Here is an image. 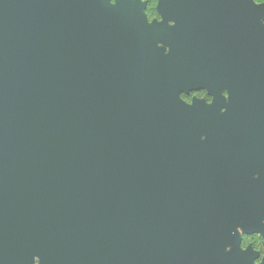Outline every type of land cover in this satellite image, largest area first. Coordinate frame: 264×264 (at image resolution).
Segmentation results:
<instances>
[{"label":"water","instance_id":"obj_1","mask_svg":"<svg viewBox=\"0 0 264 264\" xmlns=\"http://www.w3.org/2000/svg\"><path fill=\"white\" fill-rule=\"evenodd\" d=\"M118 2L0 0V264H210L177 156L233 120L178 94L234 69L264 132V4L160 0L169 28Z\"/></svg>","mask_w":264,"mask_h":264},{"label":"flooded vegetation","instance_id":"obj_2","mask_svg":"<svg viewBox=\"0 0 264 264\" xmlns=\"http://www.w3.org/2000/svg\"><path fill=\"white\" fill-rule=\"evenodd\" d=\"M131 4L143 6L141 13L146 20L163 19L172 26L166 22L154 24L177 27L175 21L160 12V0H131ZM116 6L119 13L118 0ZM159 46L163 47L164 56L170 54V47ZM210 70L212 88L221 89L218 95L202 87L180 90L178 98L186 107L202 103L206 109L213 108L216 99L221 98L215 120L220 122L229 115L233 127L204 130L197 141H187L179 147L178 166L188 172L180 170L178 178L181 184L189 185L188 195L192 196L185 204L195 215L209 218L206 231L210 264H264V132L246 129L240 122L241 109L231 113L238 93L226 80L236 74L234 69Z\"/></svg>","mask_w":264,"mask_h":264},{"label":"rangeland","instance_id":"obj_3","mask_svg":"<svg viewBox=\"0 0 264 264\" xmlns=\"http://www.w3.org/2000/svg\"><path fill=\"white\" fill-rule=\"evenodd\" d=\"M135 1V0H134ZM158 2H159V0H157ZM110 2L113 4V8H114V13H116L117 11H118V6H116V0H110ZM147 22H148V24L149 25H151V24H153L154 22H158V23H161V22H166L167 24H169L170 26H172L171 24V22H168V21H165V20H163L162 19V21H157L156 19L154 20V21H149L148 20V18H147ZM263 25H264V23H263ZM160 48H163V47H161V46H159ZM35 257V264H41V260H40V258L39 257H37V256H34Z\"/></svg>","mask_w":264,"mask_h":264},{"label":"trees","instance_id":"obj_4","mask_svg":"<svg viewBox=\"0 0 264 264\" xmlns=\"http://www.w3.org/2000/svg\"><path fill=\"white\" fill-rule=\"evenodd\" d=\"M147 1L152 2V3H156L157 2V0H147ZM254 2L256 4H264V0H254Z\"/></svg>","mask_w":264,"mask_h":264}]
</instances>
